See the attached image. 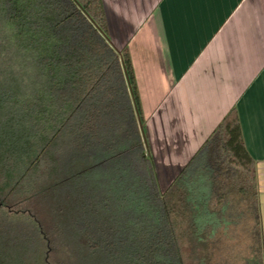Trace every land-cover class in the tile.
<instances>
[{"label": "trees", "instance_id": "1", "mask_svg": "<svg viewBox=\"0 0 264 264\" xmlns=\"http://www.w3.org/2000/svg\"><path fill=\"white\" fill-rule=\"evenodd\" d=\"M0 264H264L237 111L163 191L102 0H0Z\"/></svg>", "mask_w": 264, "mask_h": 264}, {"label": "crops", "instance_id": "2", "mask_svg": "<svg viewBox=\"0 0 264 264\" xmlns=\"http://www.w3.org/2000/svg\"><path fill=\"white\" fill-rule=\"evenodd\" d=\"M102 1L112 44L131 57L161 189L235 109L264 239V0Z\"/></svg>", "mask_w": 264, "mask_h": 264}, {"label": "rangeland", "instance_id": "3", "mask_svg": "<svg viewBox=\"0 0 264 264\" xmlns=\"http://www.w3.org/2000/svg\"><path fill=\"white\" fill-rule=\"evenodd\" d=\"M161 182H162V184H165L166 181L163 180V181H161ZM162 184H161V185H162ZM162 186H163V185H162ZM164 188H165V187H164Z\"/></svg>", "mask_w": 264, "mask_h": 264}]
</instances>
